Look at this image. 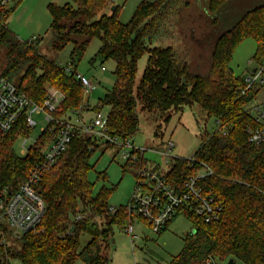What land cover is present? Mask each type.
Here are the masks:
<instances>
[{
    "label": "trees",
    "instance_id": "obj_1",
    "mask_svg": "<svg viewBox=\"0 0 264 264\" xmlns=\"http://www.w3.org/2000/svg\"><path fill=\"white\" fill-rule=\"evenodd\" d=\"M22 1L0 21V51L5 50L0 71L39 104L46 95L45 84L59 89L65 99L55 116L64 117L85 103L84 89L33 43L9 29L7 20ZM71 1L48 5L52 47L60 51L74 45L69 64L75 71L97 38L101 46L93 60L115 62L113 87L95 107L96 111L109 107L106 125L110 134L126 139L139 131V103L143 111L155 113L156 120L165 122L174 112L199 106L219 125L191 159L175 157L165 173L180 185L191 174L212 170L198 184L222 207L219 220L210 223L194 213L186 214L194 233L185 238L181 251L168 264H202L209 256L216 261L264 264V145L251 143L247 132L254 125L248 104L257 98L260 88L245 91L246 81L230 66L236 49L248 38L256 42L255 65L263 61L264 0H204L209 14L205 23L212 35L208 37L211 43L205 72H201L206 66L204 58H199L200 51L184 34L191 19L189 8L199 0H142L127 23L120 21V6L111 0ZM157 41L167 45L151 46ZM145 54L146 67L136 86L138 62ZM23 126L20 121L0 137V194L19 189L54 136L42 132L28 155L21 156L15 144ZM98 146V140L90 135L72 140L38 185L47 205L44 218L20 238L6 229L7 239H19L21 245L12 248L8 242L0 243V264L11 260L21 264H75L78 260L82 264H112L104 252L109 246L114 248V226L125 228L132 219L126 206L110 213L109 200L115 188L104 184L94 191L90 160ZM128 163L137 175L140 164ZM98 180L106 182V172L98 173ZM84 234L91 240L81 247Z\"/></svg>",
    "mask_w": 264,
    "mask_h": 264
},
{
    "label": "rangeland",
    "instance_id": "obj_2",
    "mask_svg": "<svg viewBox=\"0 0 264 264\" xmlns=\"http://www.w3.org/2000/svg\"><path fill=\"white\" fill-rule=\"evenodd\" d=\"M142 0H118L114 5L120 6L119 19L123 23H127L133 16L136 8ZM153 1V0H149ZM72 3L71 0H23L16 8L13 14L7 20V26L22 40L29 42L34 39V46L37 50L45 55L48 59L56 62V64L66 70L69 66L71 52L74 45L68 44L64 49L58 51L52 47L53 31L51 30L52 18L47 9L48 3L64 5ZM204 0L193 3L189 8L190 21L184 34L190 38L191 46L200 51L199 58H204L201 72L208 70L209 58V36L212 37L205 21L209 18ZM207 22V21H206ZM167 42L157 41L151 46H166ZM101 42L95 38L91 41L83 58L77 62L75 71L87 75L95 89L85 94V103L81 106L88 105V114L86 118L94 115L100 99L111 90L115 82V62L107 60L105 62L94 61V57ZM256 53V42L248 38L236 49L233 59L230 63L231 68L236 76L246 80L248 75L255 67L254 56ZM148 55L145 54L138 62V72L136 76V86L140 82L144 73ZM5 65V50L0 51V67ZM73 69L72 66H70ZM104 68V69H103ZM206 68V69H204ZM51 87L45 84V91ZM45 92V93H46ZM264 102V86L260 87L257 98L248 104V109L253 108L257 103ZM78 107L77 110H80ZM101 111L107 116L109 107L103 106ZM71 113L74 111L70 110ZM138 112L140 115V129L132 137L129 138L136 147H146L144 159L149 164H157L158 168L168 170L171 161L175 157L190 159L196 150L202 144V141L208 134H212L219 127L214 117H208L206 112L199 106L192 108L186 107L182 112L172 113L170 121L165 122L164 119L156 120L157 114L149 113L142 110L139 103ZM37 125L32 130L20 133L15 149L21 156L20 150L25 143L28 149L33 146L35 141L42 133V128L46 126L43 114H34ZM24 133V134H23ZM23 134V135H22ZM25 139L27 141L25 142ZM172 142L174 147L172 150L168 148V144ZM99 146L94 151L91 158L93 168L89 173V179L94 183V191L100 190L102 185L115 188L110 197L109 204L120 208L126 206L130 200L134 190L137 175L134 169L128 167V161L124 159V150L118 146H108L103 142H98ZM162 152H166L164 154ZM170 160V164L167 163ZM160 165V166H159ZM124 167L126 171H124ZM106 172L107 181L98 180V173ZM161 234L157 235L145 225V234L140 239H136L132 243L130 236L125 232V228L114 226V248L111 246L104 252L112 258V264H168L172 256L177 255L184 244L185 238L192 231V222L184 214L176 216ZM135 234L141 235L142 228L139 223H135ZM146 235V237H145ZM91 237L88 234L81 236V247H84ZM7 242L12 248H19L21 243L19 239L8 237ZM229 260H217V264H228ZM10 264H21L18 260H11ZM75 264H82L78 260ZM235 264H242L236 261Z\"/></svg>",
    "mask_w": 264,
    "mask_h": 264
},
{
    "label": "built area",
    "instance_id": "obj_3",
    "mask_svg": "<svg viewBox=\"0 0 264 264\" xmlns=\"http://www.w3.org/2000/svg\"><path fill=\"white\" fill-rule=\"evenodd\" d=\"M19 1L0 0V21L4 20L6 12ZM116 1L118 0H111L112 3ZM29 43L34 44V39ZM70 66L69 64L66 68L67 74L74 77L85 94L92 92L96 87L91 79L72 70ZM245 81V91L255 86H264V59L255 65ZM64 99L63 92L51 87L39 104L0 71V137L7 135L20 121L23 122L24 132L35 128L37 122L34 114L44 115L46 126L42 128V132L54 134L43 151V158L33 165L19 189L13 194L7 191L0 194V243H7L6 229L13 237L20 238L39 226L47 205L38 191V185L44 174L57 165L72 140L79 135H90L105 145L118 146L124 150V159L140 164L134 190L126 205L132 221L125 227V232L130 236L132 243L139 238L138 234H135V223H143L151 232L159 235L180 214L186 216L189 212L194 213L206 223L219 220L222 207L216 203L213 194H204L203 187L198 184V180L212 174V170L207 168L197 174H191L182 184L177 185L168 179L166 171L157 168V164L145 161L144 153L148 148L136 147L129 138L110 134L106 125L107 116L101 110L86 118L84 113L88 111V105L85 104L80 110L57 118L55 113ZM250 113L254 125L247 129L249 141L255 145H264V102L257 103L250 109ZM173 147L174 144L170 142L168 148L172 150ZM29 149L24 143L20 152L26 156ZM166 162L169 163L170 160L167 159ZM118 210L119 208L114 206L109 209L112 214ZM77 218H82V215L79 214ZM202 264H217V261L209 256Z\"/></svg>",
    "mask_w": 264,
    "mask_h": 264
},
{
    "label": "crops",
    "instance_id": "obj_4",
    "mask_svg": "<svg viewBox=\"0 0 264 264\" xmlns=\"http://www.w3.org/2000/svg\"><path fill=\"white\" fill-rule=\"evenodd\" d=\"M49 4H50V3L47 4V9H48V5H49ZM16 8H17V7H16ZM15 10H16V9H15ZM15 10H14V11H15ZM14 11H13V13H14ZM13 13H12V14H13ZM87 112H88V111H87ZM87 112H85L84 115H87V114H88ZM159 166H160V165H159ZM157 167H158V166H157ZM159 168H160L161 170H163L162 167H159ZM168 170H169V169H168ZM168 170H163V171H166V172H167ZM177 216H179V215H177ZM139 225L141 226L142 231H141V235H138V236H139L138 239H140V238L142 237V232H143V236H144V234H145V232H144V231H145V230H144V229H145V225H144L143 223H139ZM168 227H169V226H168ZM168 227H167V229H168ZM145 237H146V235H145Z\"/></svg>",
    "mask_w": 264,
    "mask_h": 264
},
{
    "label": "water",
    "instance_id": "obj_5",
    "mask_svg": "<svg viewBox=\"0 0 264 264\" xmlns=\"http://www.w3.org/2000/svg\"><path fill=\"white\" fill-rule=\"evenodd\" d=\"M115 7H112V10H114ZM256 69H254L255 71ZM191 233H194V230L191 231ZM228 264H235V261L233 259H229Z\"/></svg>",
    "mask_w": 264,
    "mask_h": 264
}]
</instances>
